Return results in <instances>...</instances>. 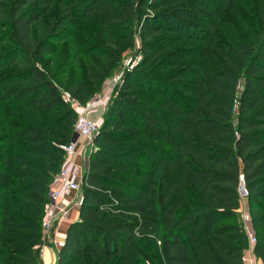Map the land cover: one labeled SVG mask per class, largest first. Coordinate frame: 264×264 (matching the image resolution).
<instances>
[{
  "label": "trees",
  "instance_id": "trees-1",
  "mask_svg": "<svg viewBox=\"0 0 264 264\" xmlns=\"http://www.w3.org/2000/svg\"><path fill=\"white\" fill-rule=\"evenodd\" d=\"M234 3L0 0V105L59 131L4 134L0 124V264H42L41 221L76 115L39 63L93 18L116 40L97 54L103 67L68 84L71 98L84 105L132 50L126 23H136L138 61L93 136L78 219L55 264H138L137 252L149 264H243L240 175L264 264V11L258 30L240 22L242 35L221 15Z\"/></svg>",
  "mask_w": 264,
  "mask_h": 264
},
{
  "label": "rangeland",
  "instance_id": "rangeland-1",
  "mask_svg": "<svg viewBox=\"0 0 264 264\" xmlns=\"http://www.w3.org/2000/svg\"><path fill=\"white\" fill-rule=\"evenodd\" d=\"M263 9L264 0H235L234 4H230L222 10L221 15L229 25L241 32L242 35H245V33H242L243 27H240V22L242 21L243 26L250 31L258 30L260 24L258 14L260 11H264ZM59 11L60 7L54 4L51 9L50 18L54 19ZM147 13L150 12L147 11ZM122 28L124 32L128 31L127 34L132 33L133 48L124 55L118 68L107 77L100 92L88 100L101 98L106 108L114 96L122 74L135 61L140 45L136 23H126ZM69 29L71 30L70 39L60 43L58 50L54 54L43 57L39 63V65L45 67V70L50 71L53 75L57 74L55 83L63 98L68 96L66 92L68 84L76 80L84 81L87 74L96 73L99 68L103 67L97 54L109 50L112 45L111 41L116 40L111 27L100 26L94 18L81 21ZM2 73L4 72H1L0 75ZM0 124H5L1 131L4 134L9 133L12 127L19 129L21 126L27 124L39 128L48 137H51L53 134L55 137L59 135L58 130L44 126V121L41 117L31 116L25 109L12 104L0 105ZM91 152L92 149L88 148L87 158H89ZM247 225H249L248 222L245 223V227ZM133 259L138 261V264H149L140 252H137Z\"/></svg>",
  "mask_w": 264,
  "mask_h": 264
},
{
  "label": "built area",
  "instance_id": "built-area-1",
  "mask_svg": "<svg viewBox=\"0 0 264 264\" xmlns=\"http://www.w3.org/2000/svg\"><path fill=\"white\" fill-rule=\"evenodd\" d=\"M138 61V58H135V61L127 67L131 69L134 63ZM64 101L69 105L71 110L76 115V121L74 125V134L77 135L75 141H71L67 144L61 145L59 148L64 153V161L60 170L53 176L51 184L49 186L48 192V203L45 207L42 221H41V230L42 237L47 240L49 234L53 231L55 223L59 218L64 217L66 210L60 208L57 204L58 199L61 196L62 192H74L77 194L81 193V181L83 177V169L80 166L74 163V157L77 153L76 146L78 140L85 139L92 149V140L93 136L97 133L100 128V124L97 120L90 119L86 112L96 106L102 108L103 111L106 109V105L101 98L92 99L88 101L84 106L79 104L76 100L71 98L69 95L64 97ZM236 105V101H235ZM73 134V135H74ZM239 196L241 201L248 196V192L244 187V178L243 175L239 176ZM82 202V196L79 201V205ZM239 221L243 227L245 223H249L250 215L248 213H242L239 209ZM256 240L253 237L251 243L254 246ZM243 264H260L259 260L255 257L253 250L245 251L242 257Z\"/></svg>",
  "mask_w": 264,
  "mask_h": 264
},
{
  "label": "crops",
  "instance_id": "crops-1",
  "mask_svg": "<svg viewBox=\"0 0 264 264\" xmlns=\"http://www.w3.org/2000/svg\"><path fill=\"white\" fill-rule=\"evenodd\" d=\"M103 110L101 107L96 106L93 109L87 110V116L92 120H97L101 125L103 121ZM90 148L89 144L85 139H79L76 146V155L74 157V163L83 169V174L88 167L87 149ZM81 194L74 192H62L57 204L60 208L66 210L64 217L59 218L55 223L53 231L49 234L46 243L41 249V262L42 264H55L57 260V254L64 243L66 236V231L68 226L78 219L79 215V201ZM248 203L245 199L241 201L240 210L242 213H248L247 207ZM249 214V213H248ZM244 227L245 234V247L244 252L248 250H253L254 246L251 243V239L254 237V232L252 230L251 222Z\"/></svg>",
  "mask_w": 264,
  "mask_h": 264
},
{
  "label": "water",
  "instance_id": "water-1",
  "mask_svg": "<svg viewBox=\"0 0 264 264\" xmlns=\"http://www.w3.org/2000/svg\"><path fill=\"white\" fill-rule=\"evenodd\" d=\"M77 139V135H73V137H72V141H75Z\"/></svg>",
  "mask_w": 264,
  "mask_h": 264
}]
</instances>
